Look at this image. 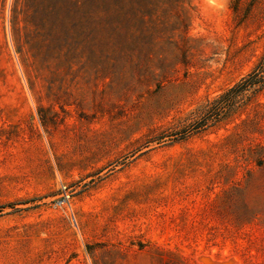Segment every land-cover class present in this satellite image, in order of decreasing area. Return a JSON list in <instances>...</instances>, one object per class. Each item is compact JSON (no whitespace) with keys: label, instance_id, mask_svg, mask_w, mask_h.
I'll use <instances>...</instances> for the list:
<instances>
[{"label":"rangeland","instance_id":"374dc122","mask_svg":"<svg viewBox=\"0 0 264 264\" xmlns=\"http://www.w3.org/2000/svg\"><path fill=\"white\" fill-rule=\"evenodd\" d=\"M145 11L0 0V264H264V0Z\"/></svg>","mask_w":264,"mask_h":264},{"label":"trees","instance_id":"16d2710c","mask_svg":"<svg viewBox=\"0 0 264 264\" xmlns=\"http://www.w3.org/2000/svg\"><path fill=\"white\" fill-rule=\"evenodd\" d=\"M102 13L123 12L125 9L137 11V7L145 8V12L157 8L162 0H98ZM143 16V19H145ZM264 89V53L252 70L234 86L223 92L207 104L198 107L190 114L189 121L181 130V138L185 139L200 130L219 122L235 107L249 101L250 98Z\"/></svg>","mask_w":264,"mask_h":264}]
</instances>
